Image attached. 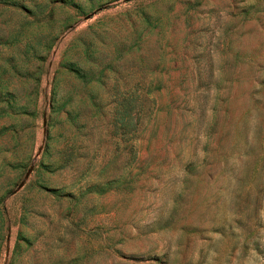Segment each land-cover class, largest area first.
Wrapping results in <instances>:
<instances>
[{"label":"rangeland","instance_id":"obj_1","mask_svg":"<svg viewBox=\"0 0 264 264\" xmlns=\"http://www.w3.org/2000/svg\"><path fill=\"white\" fill-rule=\"evenodd\" d=\"M0 264H264V0H0Z\"/></svg>","mask_w":264,"mask_h":264},{"label":"trees","instance_id":"obj_2","mask_svg":"<svg viewBox=\"0 0 264 264\" xmlns=\"http://www.w3.org/2000/svg\"><path fill=\"white\" fill-rule=\"evenodd\" d=\"M9 4H12V5H14V3H9Z\"/></svg>","mask_w":264,"mask_h":264}]
</instances>
